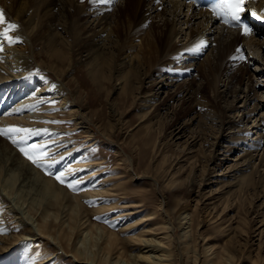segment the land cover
Masks as SVG:
<instances>
[{
	"label": "rangeland",
	"instance_id": "374dc122",
	"mask_svg": "<svg viewBox=\"0 0 264 264\" xmlns=\"http://www.w3.org/2000/svg\"><path fill=\"white\" fill-rule=\"evenodd\" d=\"M119 3H124V0H114L113 9H116L115 5ZM67 9L69 7L58 10L57 14L53 12L55 16L44 17L43 6H40L37 10L39 16H33L36 34L49 29L60 38V44L53 46L51 41L44 44L37 43L33 48L35 67L30 72L36 76L40 74L47 76L48 80L45 82L48 81L51 85L60 84L62 93L67 101L71 102L66 107L60 99H55L42 105L44 110L41 114L47 117L46 125L50 127L47 129L51 131L47 140L53 142L50 145L54 148L53 153L49 152L50 155L45 159L55 160L63 155L60 157L61 160L65 158L68 161L70 158L67 157H73L69 166L75 164L82 166L83 174L75 176L73 180L67 177L66 182L77 181L82 175L91 171L95 175L91 178L82 177L84 179L77 184V190L74 191L70 190L66 183L58 182L56 169L53 170L52 166L48 168V170L51 168L50 174L47 169L41 170L36 167L25 156L20 157L21 161L29 164L40 174L38 177L52 180L70 197L65 196L63 192L60 194L57 192L56 202L52 203V198L47 196L43 202L29 210V215L25 213L16 217L6 208L13 206L15 195L12 196L13 202L12 200L0 202V237H25L24 229L29 226H23L22 220L31 224L44 216L46 217L44 219L52 224L54 235L58 231L59 222L64 220L62 219L64 214L73 210L72 207L76 202L73 199L75 193L80 192L85 195L92 191L90 192L92 195L86 194V199L77 205L74 214L71 215L74 225H78L82 219L87 221L88 227L89 224L94 226L92 229L94 240L85 238L87 230H84L80 237L78 234L76 239L74 236L72 238L76 248L85 250L88 255L96 254L99 244L104 240L102 231L98 229L103 227L104 232L109 230L118 234L119 241H123L119 246H124L128 255L129 253L136 255L138 251H142V254L159 257L162 255L160 252L162 249L158 243L164 237L160 234L161 227L164 226L168 228L165 231L171 237L168 252L171 254L173 264H193L194 253L186 257L184 251L186 248L181 241L185 232L189 235L191 251L196 253L195 256L200 261L196 264H206L214 254L226 253V251L232 254L231 264H264V163L260 167L258 164L260 157H258L252 166L243 164L246 148L239 143L235 144L233 152L227 153L228 147L233 145L232 137L235 131L245 127L251 131L252 136L246 137V145H251L255 138L262 140L263 133L253 132L255 131L251 129L253 119L250 123H246L247 120L244 119V126H241V122L239 123L241 113L237 115L238 117L235 115L233 126L220 128L218 122L223 118L224 109L222 100L216 98V95L221 96L227 90L233 91L235 86L240 87L244 92L238 95L240 99L234 102V105L239 110L245 109L244 102L248 105L254 103L249 100L253 97V93L247 88L255 84L254 91H263L262 98L257 97L258 102L261 101L263 106L264 77L256 81L259 77L256 78L253 70L256 66L264 69V65L256 63L248 66L246 56L240 53L235 57L237 68L230 70L227 78L224 69L230 56L227 54L226 58L229 59H222L225 62L215 61L213 55L203 59L211 50V46H208L206 52L198 56L193 71L189 74L171 73L170 76H165L162 89L150 99L151 102L143 103V98L148 96L150 88L163 79L153 72L160 58V52L154 45L158 25H161L159 19L152 18V23H146L143 28L138 25V19L135 23L132 22L134 21L132 16L130 18L122 16L116 22L120 29L117 34L119 45L120 43L124 45V41L131 45L127 54L132 55L133 61L135 52L141 46V71L136 73L130 67H118L120 59L118 55L106 56L105 59L100 57L90 69L86 67L83 59H79L75 54L74 61L63 54V52L68 54L71 48L74 52L77 49L85 50V47H82L81 37H77L76 34L78 27L75 26V18L71 11L66 12ZM13 12H10L12 16H14ZM133 26L140 31L139 41L134 40L138 39L136 38L138 36H134L137 33L133 34ZM111 29H114L115 33L114 24ZM249 29L248 34H251L250 26ZM244 32L245 29L242 38L248 35ZM130 35L133 37L130 38ZM263 35L258 38L262 40ZM22 38L32 48L28 37ZM236 46L234 50L240 49L242 41L238 40ZM57 56L62 57V60L58 61ZM258 57L264 62L262 47L259 48ZM104 61H107V64ZM38 65H42L43 69L37 68ZM47 65L52 67L49 73L48 70L44 71V66ZM145 75L149 78L145 79ZM230 75L233 81L228 89L225 84L230 80ZM177 79L186 82L184 87H178L176 95L178 93L180 97L174 100L175 86L171 85H176ZM186 87L190 93L194 90L196 95L192 96L196 98L191 99L189 93L186 94L184 91ZM33 90L35 91L36 88ZM17 92L13 93V97ZM42 96L45 97L44 94ZM18 97L13 99L14 104L7 103L5 114L17 107L16 105L19 106L21 100ZM183 100L187 110L180 113ZM228 101L234 100L229 98ZM250 108L251 106H248V109ZM261 112H264V108L256 111L257 119L261 116ZM30 130L31 134L20 133L14 138L22 141L23 138L33 135L37 129ZM33 137L36 138V134ZM32 143L28 138L21 146L27 148ZM17 146L14 145L20 152ZM69 150L73 151L70 156H64ZM253 150L248 148L246 151ZM259 152L261 155L262 151ZM78 157L81 163L75 162ZM91 163L95 166L89 169ZM5 179H8V176H5ZM7 183L13 186V191H16L18 183L15 178L8 179ZM50 203L55 206H49L50 212L45 215L44 205L48 207ZM28 216L33 221H29ZM36 224L35 222L33 227ZM84 238L85 244L81 246ZM137 240L148 242L146 245L136 244L134 241L138 242ZM3 244L0 243V247ZM43 247L45 250L40 252L36 249L37 252L32 256L29 243L22 246H17L16 243L5 255L0 254V264L7 261H10V264H32L30 261L37 259V256L44 252L47 258L57 252L58 257L64 258L54 259L48 264H81L74 262L73 258H65L59 251H54L51 245ZM45 255L43 257H46ZM113 257L109 260L102 253L98 254L99 260L106 261V264L118 263ZM123 259L126 261L122 260L119 264H133L132 258ZM151 260L153 263H150L154 264V259Z\"/></svg>",
	"mask_w": 264,
	"mask_h": 264
},
{
	"label": "bare ground",
	"instance_id": "6f19581e",
	"mask_svg": "<svg viewBox=\"0 0 264 264\" xmlns=\"http://www.w3.org/2000/svg\"><path fill=\"white\" fill-rule=\"evenodd\" d=\"M113 1L114 0H108L107 3H98L96 2V0H0V9L4 11L6 21L18 25V30L16 29L15 31H10L9 33L11 36L17 37L18 42L10 43L3 37H0V48H2V50H0V98L6 95L4 106L7 105V103L14 104L15 100L13 102V99L17 96H19L18 98L19 100H21L19 106L16 105L17 107H14V109L10 110V112L8 111L9 113L2 114L3 117H0V128L6 129L15 126L23 129L26 128L29 130L32 128L37 129L35 130L36 132L28 138H30V141L33 142L32 145L35 144L37 146H44L42 149H39L41 153L46 154V156H44L42 159H45L48 155H50L49 152L53 153L54 151V148H51L53 142L50 143L47 140L51 131L47 129L50 128L49 125H46L45 119L47 117L41 114V111L44 110V107H42V105L45 102H49L51 100L53 101L55 99H60L62 104H65L66 107L71 102L67 101V98L62 93L63 89L60 84L51 85L48 81L45 82L46 80H48L47 76L43 74L36 76L32 75V73L30 72V70L35 67L33 62V60L35 59L33 48L37 45V43L42 42L44 44L45 42L51 41L53 46H55L59 43L60 39L49 29L45 32L42 31L40 34H36V28L33 25V16H39L37 14V10L40 6H43L44 10L42 11V14L44 17L55 16L54 13L57 14L58 10H61L63 8L66 9L67 7H69L66 12L70 13L71 11L72 16H74L76 22L75 26L78 27V31L76 34L77 37H81V42L83 43L82 47L84 46L85 50L80 51L79 49H77L74 52V50L71 48L69 49L68 54H65L63 51L62 52L64 55L69 56V59L71 61H74L73 56L75 54L79 59H83L82 61L85 62L86 67L88 68L93 66L100 57L105 59L106 56L118 55V57H120L119 64L117 65L118 67H130L131 70L136 71V73L141 71V46L138 51L135 52L133 61V58H131L132 55L127 54V51L130 50L129 46L131 45H128L125 41L124 45H122V43H120L121 45H119L117 34H119L120 29L116 25V22L119 18L121 19L122 16H127V18H130L132 16V19H134V21L132 22L135 23L136 19H138V25L143 28L146 23L151 22L152 18L159 19L158 22L161 23V25H158V31L154 45L155 48L160 52V58L153 72L159 74V76L163 79L150 88L148 96L146 98H143V103L151 102L150 99L153 98L156 92H159L162 89V85L164 86L163 82L166 79L165 76H170L171 73L189 74L191 71H193L192 69L196 66L198 56H201L203 52H206V47L208 46H211V50L203 59L213 55V59H216L215 61L218 62L222 59H229L226 58V56H230L227 67L226 69H224V75L226 77L228 76V73L231 72L230 70L237 68L235 57L240 53L242 56H246L248 66L256 63L264 65L262 58L260 59L258 57L259 48L262 47V50H264V46L261 45L264 44V0H248L246 2H243V11H241L240 16L247 20V24L250 25L251 28V34H248L245 38H242V36H244L242 28H228L224 24L220 23V21L211 11L188 7L187 5L181 3L179 0H124V3L115 5L116 9H113L112 7ZM5 7H7L8 9L6 10ZM11 11H14V16L10 14ZM112 11L113 13L111 14ZM53 20H55V18ZM113 24L116 27L115 33L113 32L114 29H111L113 27ZM4 27V25H0V31H3ZM132 29L133 34L137 33L134 36H138L136 37L138 39L134 40L139 41V38L141 37L139 35L140 31L134 26L132 27ZM261 35H263L262 40L258 38ZM24 36L28 37V39L30 40L29 42H31L32 48L29 47L27 43H25L22 38ZM132 37L130 35V38ZM238 40L242 41L240 52L234 50V48L237 47L236 43ZM62 42L64 41L62 40ZM140 42V44L142 45V39L140 40ZM201 42H203V45L200 46L197 50V46L201 45ZM243 42H245L244 45ZM246 46L248 49L246 48ZM122 49H124V52H122ZM131 53H133V51ZM57 60L61 61L62 57L57 56ZM223 61L224 60H222V62ZM36 67H41L43 69L42 65H38ZM51 69L52 67L48 65L44 66V71L48 70L47 73H49ZM117 70L119 71V69ZM253 73L255 74L256 78L259 77L258 79H256V81H260V78L264 77V69L259 68L258 66H256V68L253 70ZM147 78L149 77H146L145 75V79ZM178 80L181 79H177L176 82ZM232 81L233 77L231 76L230 80H228L225 84L228 89H230V84L232 83ZM179 82L180 81L175 83L176 85H171L175 86V91L173 92L174 100L179 99L180 95L178 96V93L176 95V90L178 89V87H184L186 80H183L180 83ZM238 85H240V83H238ZM254 85L247 88L249 92L253 93V97L249 100L251 102L254 101V103L252 105H248V103L244 102L245 109L242 110H239L238 107L234 105V102L240 99L238 98V95H242V93L244 92L240 87L235 86L233 88V91L231 90V92L227 90V92H225L221 96L216 95V98L219 99V101L222 100L221 103L224 109L223 118L219 120L218 123H220L219 127L222 129L224 128V126H233L235 122L233 120L235 115L237 116L240 113L241 118L239 120V123L241 122V126H244V119L247 120L246 123H250L251 119H253L251 129L255 130L253 132H256L258 134L262 132V140H260L259 137V139L257 140L255 138V141L253 140L254 142L251 145L247 144V146L245 143L247 141L246 137L252 136L251 131L248 130L247 127H245L244 129H239L235 131L234 136L232 137L233 145L228 147L227 153L233 152V150H235L234 146L237 143H239V145H245L246 149L243 164L246 163V166H252L254 164V161L258 157H260L258 164L261 167L264 163V112H261V116L257 119L256 111L264 108V105L262 106L261 104L262 102H258L257 100V97L262 98L261 93L263 91H254ZM35 88L36 90L34 91L33 89ZM186 88L187 89L184 90L186 91V94L188 95L189 93L191 99L196 98L192 96L193 94H195L194 90H192V92L190 93L188 87ZM15 91L18 92L15 97H13V93ZM43 94L45 95V97L42 96ZM247 97L248 95L245 96V98ZM229 98L233 99L234 101L229 102ZM248 106H251V108L248 109ZM186 110V103L185 100H183L179 112H186ZM246 110L247 112H245ZM1 111L3 112V109ZM16 134L19 135L20 133H15L13 134V136H15ZM35 134L36 138L33 137ZM28 138H23L22 141H17V144L15 145H18L17 147H19V150L22 147L21 145H24V143L27 142ZM43 140L47 141L43 142ZM12 144L13 143L10 139H8L7 136H0V202L10 200H12L13 202L14 198L12 196H16V200L13 206L6 207L11 215H15V217L20 214L24 215L25 213L29 215L32 207L35 205H39L41 202H43V200H45L47 196H50L52 198V203H54L57 200V192L59 194L63 192L65 196L70 197L69 194L65 193L62 187L55 185L52 180L50 181L43 177H38L40 176V174L36 170L31 168L29 164L21 161L20 157H24L25 155H23L21 151L18 152V150ZM48 145H50V147L46 149ZM30 146H28L27 148L25 147L26 150H31L29 149ZM248 148L254 150L247 152L246 150ZM259 151H262L261 155H259ZM71 152L73 151L69 150L68 152H65L64 156H70L69 154ZM62 156H58L55 160H50L49 157V160H41L40 162L42 164V167L39 168L41 170H48V168L52 166L51 168H53V170L56 169V176H60L63 174L66 180L67 177H70V180H73L75 176L77 177L83 174L81 171V165H68L72 160L71 158L73 157L66 156L67 158H70L68 161H66L65 158L64 160H61L60 157ZM79 159L80 157L76 158L75 162L78 161L77 163H81ZM94 166L95 165L91 163L89 169L93 168ZM243 166L244 165H242V167ZM51 168L50 170H48L50 174ZM53 170L52 172H54ZM73 170H75V172H73ZM93 175H95V173L91 171V173L82 175V177L87 176L91 178ZM5 176H8V179L15 178L18 183L16 191H13V186L7 183L8 179H5ZM81 178H79L77 181L71 182L77 186V184H79V182L84 179ZM90 192L92 191H89L86 194L88 196L92 195V193ZM85 195L80 192L75 193L73 199H75L76 202L72 207L73 210L71 211V213L64 214L62 218L64 220H61L59 222L60 224L58 226V231H56L54 235L52 234L53 226L51 223H48L46 219H44L46 218L45 216L40 218L39 220H34V222H32L31 224L22 220L23 226H29L27 227V229H24L23 234H25V237H0V243H4L0 247V254L5 255V253H7V251L16 243L17 246H22L29 243L30 254L32 256L35 252H37V250L40 252L41 250H45V248H42V246L51 245L54 247V251H59L60 254H63L65 256V258H73L74 262H79L81 264H106V261L99 260V253H102L109 260H111V258L115 255L113 259H116L118 262L115 264H119L122 260L126 261L123 258H132L133 264H151L153 263L151 259H154V264H173L171 254L168 252V248L169 246H171V237L165 231L168 228L164 226L161 227L162 233H160L163 234L164 237L158 243V246L162 249L160 251L162 252V255H160L159 257H151L150 254H142V251H138L136 255H133L131 253H129L128 255V252L124 250V246H119L120 242L123 241H119L118 234L109 230L104 232L105 229L103 227L98 228L102 231L104 240L101 244H99L100 246L98 247L96 254L93 253L92 255H88L85 250L76 248V244L74 243L72 238L74 236V238L76 239L78 234L80 237L83 234L84 230H87V235L85 236V238L89 237L90 241L94 240V236L92 234V229L94 227L93 225L89 224L88 227V224L86 225L87 221H82V219L78 222V225L72 224L73 219L71 215L74 214V210L76 209L77 205H80V202L86 199ZM52 203H50L48 207L44 205L43 210L45 215L46 213L50 212L49 206H55ZM7 204L8 203L6 202L5 205ZM28 219L29 221H33L30 216H28ZM183 219H186V217H183ZM35 222L37 224L35 225V227H33V224H35ZM186 224L187 223L185 222L184 225ZM62 228L65 229L62 230ZM187 234L188 232L183 233L181 240L184 244V247L186 248V250H184L185 256L189 257L190 253H194V255L192 254L194 256L193 264H196L198 261L197 257L195 256L196 253L194 251H191L192 247L189 243V235ZM85 238L81 243V246L85 244ZM137 241L138 242H134L136 244L142 245H146L148 242L143 240ZM44 255L45 252L40 253L39 256H37L38 258L31 260L30 263L48 264L54 259L63 258L58 257V252L56 254H53V256L50 258H47L46 255V257H43ZM204 259L205 258H203L202 261H204ZM232 260V254L229 251H226V253L214 254L213 257H210L206 264H231ZM198 262L200 263V261ZM10 263V261H7L4 264Z\"/></svg>",
	"mask_w": 264,
	"mask_h": 264
},
{
	"label": "snow or ice",
	"instance_id": "6c2138e0",
	"mask_svg": "<svg viewBox=\"0 0 264 264\" xmlns=\"http://www.w3.org/2000/svg\"><path fill=\"white\" fill-rule=\"evenodd\" d=\"M96 2L98 3H107L108 0H96ZM194 2V0H193ZM242 4H243V0H222L221 5L214 7L213 8V12L216 14H221L218 9H223V14L224 15H230L231 19L233 21H236L237 24L239 25V15H238V11H243L242 8ZM227 23V21H225ZM0 25H4L5 27L3 28V31H0V37H3L4 39H6L7 41H9L10 43H15L18 42V38L17 37H13L11 36L9 33L10 31H15L18 28V25L14 24V23H10L6 21V17H5V13L2 9H0ZM244 34H248V29L245 27V33ZM203 45V42H201V45L197 46V50L200 46ZM0 50H2V48H0ZM237 52H240V49H237ZM15 133H25V134H31V130L29 129H23V128H19V127H9V128H0V136H7L11 142L15 145L17 144V140L14 138L13 134ZM44 146L40 145L37 146L35 144L30 146V151L26 150L25 147H21L20 151L23 155H25V157L27 159H29L31 161V163H33L36 167H42L41 164V159L46 156V154L41 153V151H39V149H42ZM56 179L58 180V182L65 184L66 186L70 189V190H77V187L75 184H73L72 182H66L65 178L62 175L57 176Z\"/></svg>",
	"mask_w": 264,
	"mask_h": 264
}]
</instances>
